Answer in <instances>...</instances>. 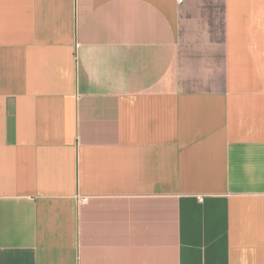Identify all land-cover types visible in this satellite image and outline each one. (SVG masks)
Listing matches in <instances>:
<instances>
[{"label":"crops","instance_id":"obj_1","mask_svg":"<svg viewBox=\"0 0 264 264\" xmlns=\"http://www.w3.org/2000/svg\"><path fill=\"white\" fill-rule=\"evenodd\" d=\"M0 264H264V0H0Z\"/></svg>","mask_w":264,"mask_h":264},{"label":"built area","instance_id":"obj_2","mask_svg":"<svg viewBox=\"0 0 264 264\" xmlns=\"http://www.w3.org/2000/svg\"><path fill=\"white\" fill-rule=\"evenodd\" d=\"M177 2H182V0H177Z\"/></svg>","mask_w":264,"mask_h":264}]
</instances>
